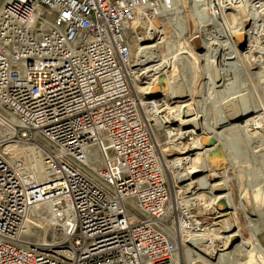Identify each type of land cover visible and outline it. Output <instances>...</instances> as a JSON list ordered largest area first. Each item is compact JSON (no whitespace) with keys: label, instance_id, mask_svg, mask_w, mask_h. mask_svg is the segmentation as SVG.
Instances as JSON below:
<instances>
[{"label":"built area","instance_id":"1","mask_svg":"<svg viewBox=\"0 0 264 264\" xmlns=\"http://www.w3.org/2000/svg\"><path fill=\"white\" fill-rule=\"evenodd\" d=\"M210 4V17L202 5L193 8L198 22H223L226 10L249 4V28L254 20L264 23V0ZM179 6V0L4 2L0 121L12 134L0 145L17 141L38 152L8 155L0 147V264H181L177 229L190 235L197 216L173 205L132 89L138 72L130 67V39L142 16L176 15ZM159 100L145 102L157 108ZM34 206L75 222L62 245L22 243Z\"/></svg>","mask_w":264,"mask_h":264},{"label":"bare ground","instance_id":"2","mask_svg":"<svg viewBox=\"0 0 264 264\" xmlns=\"http://www.w3.org/2000/svg\"><path fill=\"white\" fill-rule=\"evenodd\" d=\"M191 1L194 3L193 5L194 7L199 6V4L202 5V8L204 10L203 14L206 17L209 16L208 10L206 11L205 9L209 8V6L211 5L210 4L211 0H191ZM241 2L243 3V0H241ZM204 4H206V6H204ZM242 5L244 6V8L245 7L249 8V4H242ZM240 9L241 7L239 8L238 6V8L230 10L229 14L234 13V15L232 14V16L237 17V14L238 15L240 14ZM248 12L250 16V10ZM146 14H148V12H146L145 15L142 16V18L138 21L137 26L135 27V31L133 33L135 43L134 45H132V47H131L132 41L130 39V51H131L130 67L132 69L134 68L133 70L134 71L137 70L136 72H138V75H135L133 78H131V84L134 93L138 95L139 98L141 99V107L143 106V110H144L143 112V110L141 109L142 115L144 116L146 121L150 122L149 124L151 128H152V121L155 122V125L153 126L152 129V131H154L153 133L154 141L156 142L158 153L165 165L166 173L169 176L170 180L173 181L175 180L176 182L175 184H177V182H180V184L187 183L184 186H182L181 189H187L189 191V194H191V196L193 197V199L191 198L192 200L196 201V199L197 200L209 199L210 201H212L210 205L211 204L216 205L218 208L220 200L225 198L228 201L229 203L228 205H230V208H233V204L231 201L232 193H229L227 189L228 184L225 181L221 180L223 179L222 177L220 178L218 176V171L223 169L227 161H229L228 163L232 162V156L230 154L231 151L229 152L230 149L227 145L228 140L227 139H226L227 141L225 140L226 137L225 133L216 131V128L206 129V127H204L205 125L202 126L201 124H199L197 120L198 117H196V114L194 113L193 110L189 109L188 107L189 105L182 104L188 101V100L186 101V99L189 98V94H186V92L182 90L183 84H181L179 80V71H178V67L176 66L177 64L173 65V62H171L172 59H170V55H171L170 51L172 48L171 47L172 44L170 42L171 40L165 35V30L160 29V27L157 25L156 22H153L152 25L149 24V26H147V24H145V22L142 21L146 16ZM180 20L183 28L178 29V31L181 30L179 36L185 39V41L183 43H180V45L181 47L187 46L190 49V51L193 52V49L189 47V39L187 37L190 38V36H188L189 30L186 26V22L184 19H180ZM217 20L218 19L214 20L213 23H209L207 25L197 21L196 30H198L199 34L201 35L210 36L209 27L213 25H217L218 27H221L220 23L216 22ZM246 20L248 21V19H245L244 14L242 16L241 15L238 16L235 19V23H233L234 24L233 29H230V30H234V32L230 33L231 39L233 40V38H235V41L233 40L234 41L233 47L235 53L233 54H236L238 55V57L245 59V61H247V63L251 64L253 67L255 66V68L256 67L259 68L260 69L259 74L261 75L259 77L262 80H264V49L258 46V42L261 41L260 38L264 37V23L261 22L260 20L259 21L254 20L251 28L246 30L247 28ZM142 25L146 26L144 29L145 30L144 37L140 35V30H141L140 28H143ZM251 30L252 32L249 33ZM206 32H209V34H206ZM245 34L247 36V43H249V46H251V43L253 42H255L256 45L252 47H248L247 49H241L240 47H242V40ZM217 37L214 38L213 36V38L210 39L212 40L211 42H213V39L219 40L224 36L218 34ZM207 41L209 42L208 39ZM208 42L205 44L206 45L205 48L209 50V52L212 50L211 47L219 46L221 44L218 43L219 44L218 45L216 44L217 42L216 43L213 42L209 44ZM162 44L167 45L166 49L169 50V53L168 51L166 52L162 51V46H161ZM133 46L136 47V50H138V52L134 54L136 55V57L139 58L138 63L135 62L132 54ZM194 55L196 59L205 58L207 60L206 53L197 54L194 52ZM224 57L225 56H223L222 58L224 62L226 60H230V59H225ZM141 67L143 68V71H141ZM163 77L165 78V81L162 84L161 78ZM222 81L223 80L221 79L219 80L214 79L213 81L212 80L209 81V83L216 85L222 83ZM149 96H153V97L161 96L162 98L158 101L159 103H161L160 107L157 108L148 107L146 105L145 100H147V97ZM170 101H172V103H170ZM147 112L152 113L154 115H149ZM239 113H237L234 120L235 121L242 120L243 123L241 122L242 124L240 123L234 124V127L237 130H239L242 133V135L249 140V142L254 141V146L253 145L252 146L255 149H257V151H259V148L262 149L264 147V120L262 121L261 120L262 118H260V116H254V113L245 114L246 112H244L238 115ZM230 117L231 116L227 118L228 122L230 120L229 119ZM174 124H177V126H175V128H173L172 130H174L176 133L175 136L171 138V143L174 144L180 150V152L176 158L170 160L168 159L169 156L165 154V148H163L160 143L158 132L161 131L162 127L165 128L164 126H168V128H172ZM218 125L222 126L224 125V122L223 123L221 122ZM11 134L12 132L6 125L5 121L1 120L0 141L3 140L5 137H8V135L10 136ZM14 142L20 143L17 141H7L3 145H0V147L3 150V152H5L8 155L16 154L17 150L18 151L21 150L23 152L26 151L31 152L33 150H36L34 146H24L22 149H17L13 145ZM208 142H214L213 144L214 146L213 147L208 146L207 145ZM217 144H220L222 146V150H223L222 153H217L214 151L215 146ZM36 152H38V150H36ZM37 172H39L38 169ZM203 173H205L204 177L196 179V177H198L199 174H203ZM171 191H173L172 188ZM227 191L228 193H226ZM180 192L181 190L175 191L174 193L175 196L173 195L172 199L176 200ZM251 193H249V191L246 192L244 197L248 198V196H250L249 194H251V198L257 205V209H258L261 204H264V185L261 187L258 186L255 187ZM207 203H209V201ZM186 204L187 203L184 202V204L182 205L187 206ZM176 205H180V204L176 203ZM188 207L189 206H187V208ZM189 208L191 209L192 212H194V207L190 206ZM234 208L236 209V207ZM217 214L218 217L216 221L212 224L207 223L208 224V225L206 224L207 226L203 222H198L199 220L197 218H194L193 222L196 231H194L190 235L184 232L180 234L179 233L180 230L177 229L178 232L177 242H178V251H179L178 253L180 256L181 264H199V263L215 264L210 261L212 257H218L219 262L225 261V256L228 254L227 251L235 243V240L240 238V233L238 227L236 226V221L233 220L231 217L227 216L228 214H230V212L226 214H222L218 211ZM35 215H37L39 220H46L45 219L46 215H50L52 216V218H56V219L59 218L58 214L51 213V211H49L48 209L46 210L43 206H34L28 215L25 224L26 228L24 227L25 231H23L22 237L29 236L30 234H32L33 228H31V226L35 224L34 223ZM196 215H194V217ZM60 216L62 217V219L63 217L64 219L66 218L64 220V228H65L64 230H65V234H67L68 228H72L75 222L71 220L70 216L68 217L63 215ZM197 231L198 233H196ZM208 235L212 239H209L210 242L208 243L206 248L203 249L198 244H205L204 240L206 239L205 237H207ZM215 240L220 242L218 243L219 245L215 244L217 242ZM254 241H256V239H254ZM22 243L30 244V242L26 240H23ZM188 243L189 244L191 243V246L194 247V249H197L198 251H196L197 253L195 252L197 258H194L191 261L186 262L184 255H182V251L185 252V247ZM246 244H250V243L249 242L246 243L242 240L241 243L237 245V247L240 246L241 248H245ZM257 244L251 243V247H254V245L257 246ZM256 248L257 249L251 248V250L245 251L247 252L248 260L244 264H264V257L262 256L263 253L261 254L262 258L260 257V253H261L259 252L260 246H257ZM256 250H258V252H255ZM260 260H262L263 262ZM219 262L217 264H219Z\"/></svg>","mask_w":264,"mask_h":264},{"label":"rangeland","instance_id":"3","mask_svg":"<svg viewBox=\"0 0 264 264\" xmlns=\"http://www.w3.org/2000/svg\"><path fill=\"white\" fill-rule=\"evenodd\" d=\"M5 1L6 0H0V9ZM179 4L180 6L177 9L176 15H167L161 18H150L151 16L149 13L146 14V18H144L142 21H144L147 26H149V24L152 25L153 22H156L160 29L165 30V35L171 40L170 42L172 44V48L170 51V59H172L171 62H173V65L177 64L176 66L178 67L179 71V80L180 83L183 84L182 90L186 92V94H189V98L186 99V101H188L182 104L189 105V109L193 110L196 114V117H198L197 120L199 124L202 126L205 125L204 127H206V129L216 128V131L224 132L226 136H224L225 140H228L227 145L230 149L229 152L231 151L230 154L232 156V162L228 163L229 161H227L223 169L218 171V176L220 178L222 177L223 179L221 180L228 184L227 189L229 193H232L231 201L233 208H230V214L227 216L236 221L240 238L236 239L235 243L227 251L228 254L225 256V261L219 262L218 257H212L210 261L215 264L218 262L219 264H244L248 260L247 252L245 251H249L251 248L257 249L256 247L260 246V257L262 253V256L264 257V204H261L257 209V205L251 198L252 190L257 186L261 187L264 185V147L262 149L259 148V151H257V149L253 147L254 141L249 142V140L234 127V124L243 123L242 120H234L237 113L239 112H246L245 114L254 113V116H260V118H262L261 120H264V80L259 77L261 76L259 74L260 69L257 67L255 68V66L253 67L251 64L247 63L245 59L233 54L235 53L233 47L235 38H233V41L230 37V33L234 32V30L230 29H233V23H235V19L240 15L242 16L243 14L245 19H247L249 13L247 14L246 9L243 7L240 9V14H237V17L235 16V18L232 16L234 13L229 14V9L228 11H225L223 22L219 19L216 21L217 23H220L221 27L213 25L209 27L210 36L201 35L199 34L198 30H196V23L198 20L193 14V8H195L193 6L194 3L191 0H179ZM180 19H184L186 22V26L189 30L188 36H190V38L187 37L189 39V47L193 49V52H191L187 46L181 47L180 45V43L185 41L183 37L179 36L181 30L178 31V29L183 28ZM246 24V30H248L251 25V21L248 20ZM142 26L143 28H140V35L144 37V29L146 26ZM206 34H209V32H206ZM218 34H221L224 37L220 38L219 40L213 39V42H217L216 44H221H218L219 46L211 47L212 50L209 52V50L205 48V44L208 42L207 39L209 40V44L213 43L210 39H212L213 36L214 38L217 37ZM260 40L261 41L258 42V46L264 49V37L260 38ZM131 41L132 47V45L135 43L133 36L131 37ZM246 44H248V47L256 45V43L253 42L251 43V46H249V43H247V36L245 34L242 40V47L240 48L247 49L248 47ZM161 46L162 51H168L169 53V50L166 49V44H162ZM137 52L138 50H136V47L133 46L132 54L136 63L139 61V58L134 55ZM194 52L197 54L206 53L207 60L205 58L196 59ZM223 56H225V59L230 60H226L224 62L222 60ZM214 60L216 61L215 67L212 65ZM142 67L141 71H143ZM214 79H221L225 81L224 83L222 81V83L216 85L209 83V81H213ZM161 98L162 97L159 99ZM170 103H172V101H170ZM141 109L143 110V106ZM147 113L149 115H154L149 112ZM229 116L231 117L229 118L230 120L228 122L227 118ZM221 122H224V125L219 126L218 124ZM154 125L155 122L152 121V129ZM175 126H177V124H174L172 128L164 126L165 128L162 127L161 131L158 132L160 143L162 147L165 148V154L169 156L168 159L170 160L176 158L180 152V150L171 143V138L174 137L176 133L174 130H172L175 128ZM39 141L41 145H50V143L43 138H39ZM13 145L17 149H22L24 146H29L27 144L25 145L23 143L16 142H14ZM204 176L205 173L199 174L196 179ZM169 183L170 187L173 189V191H171L172 198L175 191L181 190L178 198H176V200L172 199L174 206L176 203L184 204L185 202L187 203V206L194 207V212L192 213L194 215L199 214L196 215L197 219L199 220L198 222H203L205 225L207 223L212 224L216 221L218 217V208L216 205H210L212 201L209 199H196V201L192 200L193 197L191 194H189V191L187 189H181V187L187 183L180 184V182H177V184H175V180L173 181L170 179ZM228 191L226 193H228ZM245 191H249V193H251L249 194L250 196H248V198L244 197L246 193ZM208 201L209 203H207ZM234 207H236V209ZM58 217L59 218H57V220L56 218H52L50 215H46V220H39L37 215H35V224L32 225L33 227L31 226V228H33L32 234L25 236L22 239L30 243L58 246L62 245V243L67 239V234H65L64 230V220L66 218L64 219L63 217L62 219L60 215ZM196 233H198V231ZM252 237L256 239V241H254ZM205 238V244H198L203 249H205L210 242L209 239H212L209 235ZM242 240L246 243L249 242L250 244H246L245 248H241L240 246L237 247V245L241 243ZM218 243L220 242L217 241L215 244ZM251 243L257 244V246L254 245V247H251ZM196 251L198 250L194 249V247L191 246V243L186 245V254L184 251H182V255H184L186 262L197 258L195 254ZM255 252H258V250Z\"/></svg>","mask_w":264,"mask_h":264},{"label":"water","instance_id":"4","mask_svg":"<svg viewBox=\"0 0 264 264\" xmlns=\"http://www.w3.org/2000/svg\"><path fill=\"white\" fill-rule=\"evenodd\" d=\"M164 81H165V78L164 77L161 78L162 84L164 83ZM160 97L161 96H157V97L149 96V97H147V99L148 100H150V99H157V98L159 99ZM213 144H214V142H208L207 143V145L210 146V147H213L214 146ZM214 151L217 152V153H222L223 152L222 146L220 144H217L215 146V150ZM218 211L220 213H222V214H226V213H228L230 211V207L228 205V201L225 198H223L222 200H220L219 207H218Z\"/></svg>","mask_w":264,"mask_h":264}]
</instances>
